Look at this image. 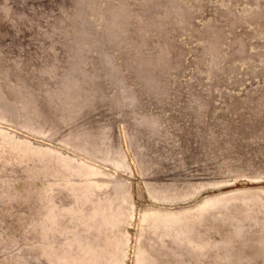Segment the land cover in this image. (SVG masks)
<instances>
[{
    "label": "rangeland",
    "instance_id": "1",
    "mask_svg": "<svg viewBox=\"0 0 264 264\" xmlns=\"http://www.w3.org/2000/svg\"><path fill=\"white\" fill-rule=\"evenodd\" d=\"M3 1L0 264H264V0Z\"/></svg>",
    "mask_w": 264,
    "mask_h": 264
},
{
    "label": "bare ground",
    "instance_id": "2",
    "mask_svg": "<svg viewBox=\"0 0 264 264\" xmlns=\"http://www.w3.org/2000/svg\"><path fill=\"white\" fill-rule=\"evenodd\" d=\"M5 1V0H4ZM3 1V2H4ZM8 1V0H7ZM28 1V0H27ZM36 1V0H35ZM47 1V0H46ZM9 2V1H8ZM34 2V1H33ZM32 2V3H33ZM40 2V1H39ZM42 2H45V1H43L42 0ZM10 3V2H9ZM8 3V4H9ZM24 3H26V2H24ZM37 3V2H36ZM46 3V2H45ZM48 3V2H47ZM262 3V2H261ZM27 4H28V2H27ZM52 4V3H51ZM4 5V4H3ZM48 5V4H47ZM262 5H264V4H262ZM4 7V6H3ZM11 7V6H10ZM2 9V8H1ZM63 9V8H62ZM164 10V9H163ZM9 11H11V10H9ZM167 11V10H166ZM3 12V11H2ZM165 13V12H164ZM165 15V14H164ZM156 16V15H155ZM161 16H163V15H161ZM164 17V16H163ZM118 18V17H117ZM234 18V17H233ZM2 20V19H1ZM9 20V19H8ZM166 20V19H165ZM177 21V20H176ZM8 22V21H7ZM10 22V21H9ZM20 22H22V21H20ZM24 22H25V20H24ZM16 24H17V22H15ZM179 23V22H178ZM231 23H232V21H231ZM23 24V23H22ZM114 24V23H113ZM24 25V24H23ZM119 25V24H118ZM18 27V26H17ZM21 27V26H20ZM23 27V26H22ZM18 29H19V33H20V28L18 27ZM22 30V29H21ZM114 30V29H113ZM31 31V30H30ZM15 32V31H14ZM22 32V31H21ZM27 32V31H26ZM25 32V33H26ZM7 34V33H6ZM28 34H29V32H28ZM24 35V34H23ZM30 35V34H29ZM159 35V34H158ZM220 34H218V36H219ZM17 36V35H16ZM19 36V35H18ZM27 36H25V38H26ZM161 37H163V36H161ZM220 37V36H219ZM4 38V37H3ZM15 38H17V37H15ZM24 37H22V40L24 41V39H23ZM165 38V37H164ZM19 39V38H18ZM234 39V38H233ZM241 39V38H240ZM21 40V41H22ZM163 40V39H162ZM244 40V39H243ZM26 41H27V39H26ZM25 42V41H24ZM163 42V41H162ZM10 43H13V41L11 42L10 41ZM20 43V42H19ZM28 43V42H27ZM165 43V42H164ZM29 44V43H28ZM6 45V44H5ZM4 45V46H5ZM8 45V44H7ZM18 45V44H17ZM25 45V44H24ZM30 45V44H29ZM42 45V44H41ZM20 46H21V44H20ZM146 46V45H145ZM159 46V45H158ZM165 46V45H164ZM1 47H3V46H1ZM8 47H10V46H8ZM11 47H13V46H11ZM15 47H16V45H15ZM50 47V46H49ZM5 48H7V46L5 47ZM23 48V47H22ZM168 48V47H167ZM3 49V48H2ZM8 49V48H7ZM13 49H14V47H13ZM18 49V48H17ZM119 48L117 47V50H118ZM4 50V49H3ZM9 50V49H8ZM11 51H12V48L10 49ZM9 50V51H10ZM49 50V49H48ZM7 51V50H6ZM5 51V52H6ZM1 52V51H0ZM15 52H16V48H15ZM4 53V52H3ZM54 53V52H53ZM1 54V53H0ZM207 54V53H206ZM230 54V53H229ZM4 55H6V54H4ZM154 55V54H153ZM1 56V55H0ZM3 56V55H2ZM1 56V57H2ZM158 56H159V54H158ZM226 56V55H225ZM7 57V56H6ZM13 57V56H12ZM5 58V57H4ZM3 58V59H4ZM162 58V57H161ZM2 62V61H1ZM161 62V61H160ZM2 64H3V62H2ZM176 64V63H175ZM5 65V64H4ZM165 65H166V63H165ZM1 66V65H0ZM3 66V65H2ZM1 66V67H2ZM6 67V66H5ZM9 67V66H8ZM159 67V66H158ZM211 67V66H210ZM166 68V67H165ZM7 69V68H6ZM8 70V69H7ZM138 78H140V77H138ZM0 93H1V91H0ZM3 94V93H2ZM3 97V96H2ZM4 98V97H3ZM164 101V100H163ZM19 102V101H18ZM4 103V102H3ZM3 108L1 107V110H2ZM5 109V108H4ZM6 110V109H5ZM7 114V113H6ZM11 115V114H10ZM5 119H6V117H5ZM10 120V119H9ZM7 122H9V121H7ZM245 122V121H244ZM2 126H3V124H1ZM7 127H8V125H7ZM6 127V128H7ZM1 128V127H0ZM13 127H11V129H12ZM48 128V127H47ZM8 129H10V127L8 128ZM2 130V129H1ZM7 130V129H6ZM20 130H22V129H20ZM15 131V130H14ZM13 131V132H14ZM24 131V130H23ZM123 131V130H122ZM12 132V133H13ZM15 132H17V131H15ZM24 132H27V131H24ZM258 132V131H257ZM19 133H20V131H19ZM27 133H29V132H27ZM186 133V132H185ZM3 133H1V131H0V135H2ZM15 134V133H14ZM13 134V135H14ZM24 134V133H23ZM29 134H31V133H29ZM19 135V134H18ZM17 135V136H18ZM26 135V134H25ZM8 136H12V135H9L8 134ZM7 136V137H8ZM23 136V135H22ZM29 136V135H28ZM36 136V135H35ZM124 136V135H123ZM26 137V136H25ZM125 137V136H124ZM123 137V139H125ZM29 138H30V136H29ZM31 138H32V136H31ZM51 138V137H50ZM28 139V138H27ZM38 141L40 140V139H38V138H36ZM35 138L33 139V140H36ZM18 140V139H17ZM43 140H45V139H43ZM41 141H42V139H41ZM48 140H46V142H47ZM126 141V140H125ZM18 142H19V140H18ZM31 142V141H30ZM45 141H43L42 143H44ZM54 142V141H53ZM20 143H21V141H20ZM24 143V142H23ZM36 143H37V141H36ZM48 143H49V141H48ZM47 143V144H48ZM182 143V142H181ZM33 144V143H32ZM50 144V143H49ZM126 144V143H125ZM17 146V145H16ZM33 146V145H32ZM47 146H50L51 147V144L50 145H47ZM52 146H54V145H52ZM60 146H61V144H60ZM64 148H67L65 145H62ZM62 146H61V148H62ZM122 146V145H121ZM125 146H127V145H125ZM8 147V146H7ZM18 147V146H17ZM191 147V146H190ZM18 148H20V147H18ZM22 148V147H21ZM36 148H38V147H36ZM53 148V147H52ZM56 147H54V149H55ZM57 148H58V146H57ZM60 148V149H61ZM63 148V149H64ZM25 149H27V148H25ZM31 149V148H30ZM39 150H42V149H40V148H38ZM44 149V148H43ZM47 149V148H46ZM51 149V148H50ZM59 149V150H60ZM69 149V148H68ZM127 149V148H126ZM28 150V149H27ZM34 150H36V149H34ZM47 150H49V149H47ZM65 150V149H64ZM128 150V149H127ZM24 151V150H23ZM22 151V152H23ZM38 151V150H37ZM44 150H42V152H43ZM63 151V150H62ZM59 151L58 150H49V151H45L44 152V154H42V156L44 155V157H45V159H48V158H56V157H58L59 156V160L61 161V163H62V165H69L71 162V164L76 168L77 167V169H79V171H80V173L81 174H74L75 176L74 177H85L86 176V178H91V180H94L96 183H97V179H96V176L97 175H106V176H108V177H111V175H113V173H115L116 171H118V170H120V169H122L120 166H118V164H117V162L114 160V159H108L107 160V162H105V161H103V159H101V161H98V162H100V164H102V165H104V166H109V169H108V167H105V169L107 168L108 170H109V172L107 173V172H105V171H102V170H100L99 169V167H97L96 165L94 166V165H92L90 168H87L86 166L87 165H89V161L91 160H93V161H97L96 159H94V158H91V157H88V156H85V155H83V154H81V153H79V152H77L76 154L78 155V156H76V157H74V156H69V157H67V158H64V157H62V152L59 154L58 153ZM65 152H67L66 150H65ZM74 152V151H73ZM73 152L71 153V155L73 154ZM26 153V152H25ZM32 153V152H31ZM30 153V154H31ZM18 154H20V152L18 153ZM22 154V153H21ZM35 154V153H34ZM38 154V153H37ZM23 155V154H22ZM22 155H20V156H22ZM29 157H27V158H30V155L29 154H27ZM40 155V154H39ZM74 155V154H73ZM15 156H16V154H15ZM37 156V155H36ZM42 156H40V157H42ZM66 156H67V154H66ZM25 157V156H24ZM35 157V156H34ZM18 158H19V155H18ZM21 158V157H20ZM19 158V159H20ZM23 158V157H22ZM43 158V157H42ZM40 159V161L41 160H43V159ZM16 160H17V158H15ZM18 159V160H19ZM25 159V158H24ZM24 159H23V161H24ZM34 160V159H33ZM36 160H38L37 161V163L39 162V159H37L36 158ZM21 161H22V159H21ZM22 161V162H23ZM27 161H29L28 159H27ZM3 162V161H2ZM1 162V163H2ZM20 162V161H19ZM22 162H20V163H22ZM31 163H32V161H30ZM134 162V161H133ZM30 163V164H31ZM40 163V162H39ZM92 163V162H91ZM93 164H95V163H93ZM99 164V165H100ZM51 165V164H50ZM91 165V164H90ZM89 165V166H90ZM31 166H34V165H31ZM103 166V167H104ZM21 167V166H20ZM35 167V166H34ZM51 167H52V165H51ZM50 167V168H51ZM27 168V167H26ZM36 168V167H35ZM43 168H44V166H43ZM43 168H40V169H42L43 170ZM100 168H101V165H100ZM31 169V168H30ZM33 169V168H32ZM37 169V168H36ZM39 169V168H38ZM52 169V168H51ZM35 170V169H34ZM48 170V169H47ZM50 170V169H49ZM25 171H26V169H25ZM31 171V170H30ZM52 171V170H51ZM29 172V171H28ZM33 172V171H32ZM40 172V171H39ZM53 172V171H52ZM41 173V172H40ZM47 173L48 172H46L45 171V174L47 175ZM50 173V172H49ZM24 174H26V173H24ZM52 174V173H51ZM37 174H35L34 176H36ZM42 175V174H41ZM49 175V174H48ZM24 176V175H23ZM29 176V175H28ZM33 176V177H34ZM39 176V175H38ZM57 176V175H56ZM116 175H114V177H115ZM55 177V176H54ZM59 177V176H58ZM10 178V177H9ZM26 178H27V176H26ZM32 178V177H31ZM41 178H43V177H41ZM51 178V177H50ZM19 179H21V178H19ZM38 179H40V178H38ZM105 179V178H104ZM107 179V178H106ZM112 179V178H111ZM111 179H109L108 180V182H112L111 181ZM247 179L248 180H250V181H255V180H253L251 177H247ZM17 180V179H16ZM28 180H29V177H28ZM41 180V179H40ZM101 180V179H100ZM39 181V180H38ZM20 182H21V180H20ZM25 182L27 183V181L25 180ZM30 182V181H29ZM31 182H32V180H31ZM100 182H102V183H105V182H107L106 180H101ZM16 183V182H15ZM51 183V182H50ZM107 184H109V183H107ZM111 184H113V183H111ZM7 185V184H6ZM96 185V184H95ZM10 186V185H9ZM113 186V185H112ZM125 186V185H124ZM13 186H11V188H12ZM130 187V186H129ZM249 188H251V189H253V188H257V190L258 191H260L262 194H264V187H262V186H256V187H249ZM8 189V188H7ZM14 189V188H13ZM33 189V188H32ZM10 190V189H9ZM42 190V189H41ZM44 190V189H43ZM50 190H51V192H53L52 193V195H53V197H54V192H55V190H56V188L55 187H51L50 188ZM12 191V190H11ZM11 191H9V192H11ZM15 190H13V192H14ZM4 192V191H3ZM7 192H8V190H7ZM41 192V191H40ZM107 192H108V190H107ZM110 192V191H109ZM25 193H26V191H25ZM28 193V192H27ZM113 193V192H112ZM131 193V192H130ZM195 193V191L194 192H190V191H188L187 193H185V195L187 194L188 195V197L189 196H192L193 194ZM2 194V193H1ZM8 194H10V193H8ZM14 194H15V192H14ZM7 195V194H6ZM34 195V194H33ZM38 195H42L41 193L40 194H38ZM37 195V196H38ZM96 195V194H95ZM12 196H13V194H12ZM11 196V197H12ZM15 196V195H14ZM19 196V195H18ZM26 196V195H25ZM98 196H100V195H98ZM112 196V195H111ZM8 197H10V195L8 196ZM24 197V196H23ZM150 197L151 198H155L153 195H151L150 194ZM195 197V196H194ZM15 198V197H14ZM35 198V197H34ZM42 197L40 196V198H38V199H41ZM132 199V198H131ZM203 199H204V197H203ZM14 200V199H13ZM13 200H12V202H13ZM191 200V199H190ZM196 200V199H195ZM201 200H202V198H201ZM20 201V200H19ZM37 201H39V200H37ZM36 201V202H37ZM11 202V203H12ZM73 202V201H72ZM152 202V201H151ZM202 202V201H201ZM11 203H9V204H11ZM16 203H17V198H16ZM22 203H23V201H22ZM159 203V202H158ZM9 204H7V205H9ZM40 204V203H39ZM134 204V203H133ZM24 205V204H23ZM154 205V204H153ZM153 205H152V208H154L153 207ZM198 205V204H197ZM6 206V205H5ZM10 206V205H9ZM8 206V207H9ZM13 206V205H12ZM16 206H17V204H16ZM16 206H14V207H16ZM26 205H24V207H25ZM31 206V205H30ZM27 207V206H26ZM25 207V208H26ZM32 207V206H31ZM34 207H36V206H34ZM145 207H151L150 205L149 206H145ZM177 207V206H176ZM18 208V207H17ZM44 208V207H43ZM142 208V207H141ZM160 208V207H159ZM159 208L157 209V207H155L154 209H157V210H159ZM180 208V207H179ZM182 208V207H181ZM2 209H4V208H2ZM5 209H7V207H5ZM9 209V208H8ZM27 209V208H26ZM26 209H24L25 211H26ZM35 209H37V208H35ZM136 209H137V207H136ZM135 209V210H136ZM149 209V208H148ZM160 209H163V208H160ZM188 209V208H187ZM206 209V208H205ZM11 211H12V208L10 209ZM21 210V209H20ZM28 210V209H27ZM39 210H40V208H39ZM139 210H141V209H139ZM139 210L137 211L138 212V214L140 213L139 212ZM143 210V209H142ZM141 210V211H142ZM145 210V209H144ZM164 210V209H163ZM181 210V209H180ZM185 210V209H184ZM6 211V210H5ZM10 211V212H11ZM24 211V212H25ZM31 211H32V209H31ZM37 211H38V209H37ZM131 211H132V207H131V204H128L127 205V207H126V213H124L125 215H126V218L127 217H129L130 218V216H131ZM167 211V210H166ZM176 211V210H175ZM13 212V211H12ZM18 213H19V208H18V211H17ZM23 212V213H24ZM27 212V211H26ZM1 213V212H0ZM33 213V212H32ZM142 213V212H141ZM140 213V214H141ZM17 214V213H16ZM136 214V213H135ZM171 214H172V212H171ZM1 215H2V213H1ZM4 215H7V213L5 214V212H4ZM8 215H10V214H8ZM18 215H20V214H18ZM22 215V214H21ZM26 215V214H25ZM174 215V214H173ZM3 216V215H2ZM35 216V215H34ZM136 216V215H135ZM140 217H141V215H139ZM139 216H138V218H139ZM138 218H136V219H138ZM159 218V217H158ZM177 218H179V217H177ZM0 219H2V221L4 220V217H2V218H0ZM8 219H9V217H8ZM10 219H11V216H10ZM13 219H15V218H13ZM139 219H141V218H139ZM16 220V219H15ZM20 220H21V218H20ZM19 220V221H20ZM23 220V219H22ZM36 220H37V218H36ZM5 221V220H4ZM10 221V220H9ZM12 221V220H11ZM10 221V222H11ZM140 221V220H139ZM138 221V222H139ZM153 221V220H152ZM161 221V220H160ZM181 221H183V220H181ZM17 222V221H16ZM15 221H14V223L16 224V226L18 227V224L21 222H18V223H16ZM134 222V221H133ZM151 222V221H150ZM154 222V221H153ZM156 222V221H155ZM4 224H5V222H3ZM14 223H12V224H14ZM24 223V222H23ZM33 223V222H32ZM7 224V223H6ZM11 224V223H10ZM11 224V225H12ZM26 224V223H25ZM25 224H24V226H23V224L21 223V225L19 224V226L21 227V226H23V228L25 227ZM140 223H138V225H139ZM153 224V223H152ZM156 224V223H155ZM158 224V223H157ZM133 225V224H132ZM137 225V224H136ZM10 226V225H9ZM15 226V227H16ZM7 228H8V226H7ZM22 227H21V229H20V231L23 229ZM38 228V227H37ZM10 229H12V227L10 228ZM14 229V228H13ZM25 229V228H24ZM23 229V230H24ZM39 229V228H38ZM125 229V228H124ZM123 229V230H124ZM137 229V228H136ZM151 229V228H150ZM14 230H16V229H14ZM17 230H19V228L17 229ZM22 230V231H23ZM138 230V229H137ZM136 230V232H138ZM146 230V229H145ZM6 231H7V229H6ZM6 231H5V233H6ZM148 231V230H147ZM156 231V230H155ZM15 232V231H14ZM128 232V231H127ZM135 232V233H136ZM141 232V231H140ZM19 233V232H18ZM21 233V232H20ZM144 233H146V232H144ZM14 235H15V233H14ZM18 235H20V234H18ZM131 235V234H130ZM135 236V235H134ZM150 237V236H149ZM138 238V237H137ZM137 238H135L134 240H137ZM147 238V237H146ZM157 238V237H156ZM153 239V238H152ZM133 240V241H134ZM142 240V239H141ZM151 241V240H150ZM153 241V240H152ZM144 242V241H143ZM2 243V242H1ZM132 243V242H131ZM137 243V242H136ZM149 243V242H148ZM257 243V242H256ZM127 244V238H125V239H122L121 240V252H120V254H119V262H117V264H122V260L126 257V249H125V245ZM134 244V243H133ZM249 244V243H248ZM258 244V243H257ZM145 245V244H144ZM150 245V244H149ZM148 245V246H149ZM134 246V245H133ZM132 246V247H133ZM147 246V245H146ZM254 246V245H253ZM129 247H131V246H129ZM179 247V246H178ZM178 249V248H177ZM136 250V249H135ZM135 250L133 251L134 252V254H135ZM179 250V249H178ZM249 250V249H248ZM247 250V251H248ZM146 251H147V249H146ZM246 251V250H245ZM252 251V250H251ZM214 253V252H213ZM133 254V253H132ZM131 254V255H132ZM133 254V255H134ZM163 254V253H162ZM225 254V253H224ZM209 255V254H208ZM129 256V255H128ZM173 256V255H172ZM151 257V256H150ZM176 257V256H175ZM222 257V256H221ZM238 257V256H237ZM129 258V257H128ZM184 258V257H183ZM240 258V257H239ZM244 258V257H243ZM135 259V258H134ZM180 259V258H179ZM132 260V259H131ZM129 261V260H128ZM174 261V260H173ZM189 261V260H188ZM210 261V260H209ZM213 261V260H212ZM225 261V260H224ZM186 262V261H185ZM8 263V262H7ZM130 263V262H129ZM179 263V262H178ZM196 263V262H195ZM116 264V263H115ZM181 264V263H180ZM186 264H187V262H186ZM192 264V263H191Z\"/></svg>",
    "mask_w": 264,
    "mask_h": 264
}]
</instances>
